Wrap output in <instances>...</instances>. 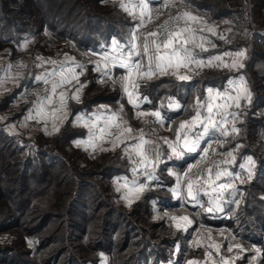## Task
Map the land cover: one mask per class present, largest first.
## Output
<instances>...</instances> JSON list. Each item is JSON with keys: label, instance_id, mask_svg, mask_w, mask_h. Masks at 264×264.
<instances>
[{"label": "trees", "instance_id": "16d2710c", "mask_svg": "<svg viewBox=\"0 0 264 264\" xmlns=\"http://www.w3.org/2000/svg\"><path fill=\"white\" fill-rule=\"evenodd\" d=\"M185 2L213 20L229 17L236 26L239 21H249V2L253 21L260 18L264 8V0ZM133 24L129 14L112 0H0V53L19 54L21 42L32 35L39 39L34 48L41 47L45 53L46 45L40 46V40L48 35L54 43L76 39L86 47L98 48L115 35L128 37ZM250 36L231 44L249 49L241 72L253 91L250 101L243 103L248 116L232 145L240 138L247 140L246 146L237 148V162L252 154L258 165L254 179L240 187L244 190L242 207L231 214L230 223L237 231L243 225L247 238L262 240L260 264H264V113L255 117V108L248 106L252 101L264 107V96L255 94L257 87L264 91V84L255 87L254 83L256 76L264 81V75L256 70V65L264 62V34L255 31ZM88 73L91 84L74 111L91 109L104 100L108 87L100 86L91 68ZM229 75L224 71L204 72L196 74L190 83L165 75L143 88L154 101L162 95H176L191 104L195 91L203 94L202 89H192L191 83L206 86L212 79V83L220 80L223 85ZM82 134L83 130L67 121L57 135L39 133L33 146L18 145L19 137L7 133L0 123V240L11 239L12 243L0 246V264H99L103 257L106 264H151V256L152 264L170 261L177 243H183L192 229L185 233L156 218L151 200L157 195L164 199V193L149 190L133 207H126L119 199L114 177L129 171L128 157L121 150L85 152L72 142ZM164 151L162 144V158ZM163 166L161 160L159 167ZM157 245L169 247V253L154 251Z\"/></svg>", "mask_w": 264, "mask_h": 264}, {"label": "crops", "instance_id": "0c3cea01", "mask_svg": "<svg viewBox=\"0 0 264 264\" xmlns=\"http://www.w3.org/2000/svg\"><path fill=\"white\" fill-rule=\"evenodd\" d=\"M114 1L120 7L122 3L129 6L132 14L126 12L133 20V28L130 35L124 39L115 35L109 42H104L105 44L103 43L98 48L90 49L87 64L71 52L53 56L41 54L34 56L27 74L22 75L13 67L9 69L8 66L12 65L11 55L0 53V105L8 96L14 94L13 98L8 100L9 109L7 112L0 110V123H3V128L7 133L18 136L23 142L41 132L51 136L57 135L62 126L70 121L74 127L83 130L82 135L72 140L73 144L81 150L90 153L121 150L131 160L129 171L114 177V184L117 189L119 188L117 191L123 204L131 208L147 191L156 190L164 194L167 193V195L162 200L160 199L162 195H157L158 197L151 200L154 214L165 216L164 214L168 213L166 217L172 227L174 226L170 219L171 216H188L192 221L187 229V231L192 229L191 235L185 237L183 243L182 241L177 243L170 261L160 264H176V262L188 264V261H197L198 264H223L224 260H227L228 264H237L245 255L248 247L230 236V230H235L230 223L231 214L238 210L241 203L240 195H244V190L240 187L244 185V181H250L255 177L258 165V161L252 154L245 155L238 163V145L231 143L241 128L245 112L242 109L243 103L250 101L253 95L250 81L246 74L241 72L246 65L249 49L247 46L227 45V42L231 41L230 39L236 41L240 36H231L234 28L230 23H224L227 21L226 17L213 20L188 8L179 7L185 3V0L183 2L182 0H150L152 19L149 22L145 15L144 26H141V9L139 7L141 0ZM165 4L169 6L164 7ZM155 6L158 8L155 9ZM164 9L169 10V14H171L169 17L188 11L201 18L202 23L188 25L195 30L194 42H190L185 47L192 52L193 61L202 60L204 66L198 67L196 63L189 62L187 67L169 68L166 73L156 71L154 68V75L151 78L133 74L132 82L128 85V91L132 93V102H130V98L120 82L121 77L128 75V69L121 67L120 64L122 61H127L130 65L138 63L141 65L140 72L148 71L144 59L143 36L145 31L158 26V13ZM255 26L258 29H253L252 32L258 31L264 34V8ZM179 27H185V23L182 22ZM208 28H214L215 34L209 32ZM184 38H187V34ZM26 41L28 47L22 49L21 46ZM36 41L37 38L34 35L24 39L19 45V50L30 54L29 50ZM113 41H117L120 46L116 51L112 50ZM201 43L206 51L197 47ZM174 46L176 49H180L182 40H176ZM164 51L170 50L164 49ZM241 51L245 53L243 57L225 55V53L235 54ZM137 52L139 55L136 54ZM105 55L115 59L105 60L103 59ZM217 55L223 58L222 61H214L213 66L209 67V59ZM38 57L42 59H38ZM234 60L238 62L237 67L224 66V64L231 65ZM239 64H243V67H239ZM89 68L96 74L97 81L107 84L108 89L104 92V100L94 105L93 108L74 111L73 108L84 101L87 89L91 84L88 75ZM69 69L73 71H69ZM220 71L230 73L223 85H220V80L217 81L218 84L212 83V79L206 86H203L201 82L196 86H194V82L191 83L192 89L203 90L202 96L195 91L193 95L195 101L191 104L184 102L176 95H162L154 101V98L143 88L145 82L156 80L165 75H172L180 82L190 83L196 74ZM74 76L76 78H73ZM179 76H186L187 79L181 80ZM37 77H43V79H37ZM241 77L250 93V99L241 95L238 90ZM114 81L116 82L114 83ZM230 81L234 82L231 86ZM132 84H135L136 87H133ZM53 85H56L54 91ZM209 89H212L211 96ZM114 91L119 92L116 95ZM32 92V97H29ZM156 93L158 94V92ZM62 95L63 100H61ZM238 95L240 99L237 102L234 98ZM74 96H78L79 99H73ZM49 101L51 102L49 103ZM237 103L239 107H237ZM175 104H178L179 107H174ZM98 105L101 106L97 107ZM220 105H228V107L221 108ZM209 106L212 107L211 112L208 111ZM157 111L161 115L162 122L150 114ZM197 112L199 113V122L193 124L192 121L196 118ZM139 113H146V115H138ZM29 114L33 117L32 119H26ZM209 118L215 122V127L209 123ZM185 122L188 123V126L181 130L179 126ZM206 126L208 132L205 134ZM233 126L239 131L233 132ZM54 128H59V131H54ZM225 130L229 133L228 135H223ZM157 132L163 133L165 141L174 143L177 150L183 153L180 157L173 155L169 144L164 141L165 155L162 158V163H164L162 169L159 167V163L157 167H154L152 159L148 156V147L155 138L153 134ZM178 133L179 141H177ZM185 135L189 141H197L199 138L196 151L188 152L183 148ZM78 140L88 143L77 146L76 141ZM141 140L148 141L143 145L146 160L135 151ZM228 152H233L235 156V161L232 163H224V161L232 159L227 156ZM249 157L252 158L254 164L247 165ZM241 164H245L246 167L241 168ZM217 165L219 167H216ZM224 170L232 175L217 179L216 172ZM170 172L176 173V175H170ZM150 176L155 178L150 179ZM133 181L136 182V185L144 184L146 187L139 194L138 199L130 197L133 202L129 205L123 198L127 194L128 188L123 185L127 183L128 187L132 188L134 187ZM178 183L179 196L174 195L171 191ZM189 184L192 185L191 196L188 193ZM221 184H232L233 187L221 190L219 187ZM216 200H219L223 211L208 212L207 208L214 207L211 201ZM192 211L198 212L200 220L210 229L194 232L196 218L194 214H191ZM237 244L242 246L243 251L235 247H233V251H228L230 246ZM262 244V240L247 239V245L253 249L248 253L253 256V259L255 258V264H260L263 256ZM214 245L219 246V251ZM223 248L226 252H223ZM255 249H260V253L257 254ZM188 253H191L190 257L187 256ZM178 254H181V257L178 258Z\"/></svg>", "mask_w": 264, "mask_h": 264}, {"label": "snow or ice", "instance_id": "6c2138e0", "mask_svg": "<svg viewBox=\"0 0 264 264\" xmlns=\"http://www.w3.org/2000/svg\"><path fill=\"white\" fill-rule=\"evenodd\" d=\"M149 2L150 0H141V3L139 5L140 7V16H141V26H144L145 21H144V17L145 15H147L148 21L151 22V9L149 7ZM183 2V0H182ZM168 4H165L164 7H168ZM121 7L125 10L128 11L129 14H132V12L129 9V6L126 4H121ZM136 7V6H133ZM172 21L174 24L178 25L179 22L183 21L185 23V27H177L176 30H172V31H168V21H165V23L163 25H161V29L165 30V35H164V39L162 42H157V39L160 35V33L153 31L148 33V35L145 37V42L143 45V49H144V53L147 54L149 51V37H152L153 39L151 40V45L154 47L155 49V55L153 56H149L148 57V71L147 72H140L139 69L141 68L140 64H135V65H130L127 61H122L120 66L127 68L128 69V75L121 77L120 78V82L122 83V86L124 87L125 92L128 94L129 98H130V102L131 101V97H132V93L128 91V85L129 83H131V78L133 76V74L139 75V76H146L148 78H151L152 75H154L153 69H152V61L153 59H155L156 64H155V69L156 71H159L161 73H166L167 70L169 68H176L179 69L180 67H187L189 62H194L197 64L198 67H203L204 66V61L202 60H195L193 61L192 59V52L189 51V49L187 47H185V45L189 44L190 42H194V29L190 26H188L190 23H202L201 18L198 16L193 15L191 12L188 11H183L178 13L175 17L172 18ZM209 32H212L213 34H215V29L214 28H208L207 29ZM185 34H187V38H184ZM135 38V37H134ZM221 39H223V37H221ZM176 40H182V46L180 49H176L174 46V42ZM22 49L27 48L28 47V42L26 41L22 46ZM119 43L117 41H113L112 42V50L116 51L119 48ZM133 47H135V45H133ZM197 47L201 48V50L206 51V49L204 48V45L198 44ZM165 49V50H170V51H164L161 52V49ZM181 53H183V55H181ZM137 55H139V52L136 53ZM225 55H235L236 57H243L245 55L244 52H236L235 54H231V53H225ZM38 59H42L40 57H38ZM103 59L105 60H114V57H111L109 55H105L103 57ZM222 57L221 56H213L209 59L208 61V66L211 67L213 66V62L214 61H222ZM238 62L237 61H233V63L231 65H227L224 64L225 67H237ZM9 69H11L12 65L8 66ZM105 67H107V65H105ZM239 67H243V64H239ZM97 70H99V67H97ZM69 71H73L72 69H69ZM73 78H76L75 76ZM37 79H43V77H37ZM179 79L184 80L187 79L186 76H179ZM116 81H114L115 83ZM233 81H230L229 84L230 86L233 84ZM133 87H136L135 84H132ZM56 85H53V91L55 90ZM238 90L240 92L241 95H244L246 98L250 99V93L247 90L246 84L243 81V78L241 77L240 82L238 84ZM209 95H212V89H209ZM219 95V94H217ZM64 97L63 95L61 96V100H63ZM73 99L78 100L79 97L78 96H74ZM231 99V97H230ZM237 102L240 99V96L238 95L237 97L234 98ZM51 101H49L50 103ZM174 107H179L178 104L173 105ZM219 107L221 108H227L228 105H220ZM237 107H239V104L237 103ZM41 112L43 111L42 109L40 110ZM208 111L211 112L212 111V107L209 106ZM40 113L38 112V115ZM152 116H155L158 120H161V115L160 113L157 112H152L150 113ZM138 115H146V113H139ZM33 117L31 116V114H29V116L26 119H32ZM78 119H81L78 117ZM162 122V120H161ZM197 122H199V113L197 112V116L196 118L192 121L193 124H196ZM209 123H211L212 127H215V122L211 120V118H209ZM86 126V125H85ZM188 126V123H181L180 124V129L183 130ZM54 131H59V128H54ZM128 131H131V129H128ZM233 132H238L239 130L237 128H235V126H233L232 128ZM205 134L208 132V127L206 126L204 129ZM229 133L227 132V130H225L223 132V135H228ZM197 141H189L187 136L185 135L184 138V143H183V148H185L188 152H194L196 151V144L198 142ZM180 140V136L179 133L177 134V141ZM166 143L169 144V147L171 148V151L173 153V155L180 157L183 155L182 152L177 150V146L174 143H169L167 140L165 141ZM88 142L85 141H76L77 146H80L81 144H85ZM148 143V141H144L141 140V143L138 144L135 148V151L137 152L138 155H141L145 160L147 159V157L144 155V150H143V145ZM227 156L231 157V161H224V163H232L235 161V156L233 155V152H228ZM254 164V161L252 160L251 157L248 158L247 160V165H252ZM216 167H219V165H217ZM241 168H245L246 165L245 164H241L240 165ZM170 175H176V173L170 172ZM216 178L219 179L222 176H231L232 173L228 172L227 170L224 171H217L216 172ZM150 179H154V176H150ZM239 178V177H237ZM134 187L129 188L128 184L125 183L123 185V187L128 188V192L127 194L123 197L127 203L129 205H131V203L133 202V199L130 197H134L136 199L139 198V194L143 192V190L145 189L146 185L144 184H139L136 185V182L133 181L132 182ZM220 189H227V188H232L233 185L232 184H221L219 185ZM119 191V188L117 189ZM171 191L173 192L174 195L179 196V183L177 184V186L173 189H171ZM188 193L191 196L192 195V185L189 184L188 185ZM207 194V193H206ZM193 199H195V196H193ZM197 203H199V201H197ZM211 203L214 205V207H209L206 210L208 212H212V211H223V207L220 204L219 200L216 201H211ZM165 216L168 215V213L164 214ZM170 219L173 221V226L177 229V230H183V231H187L188 226L191 225L192 221L189 219L188 216H171ZM214 247H216L217 251H219V246L218 245H214ZM233 247L240 249L241 251H243V248L241 245L237 244L234 246H230L228 248V251L231 252L233 251ZM255 251L257 252V254L260 253V249H255ZM255 259V258H254ZM104 260L106 261V258H104ZM188 264H198L197 261H188ZM223 264H228L227 260L223 261Z\"/></svg>", "mask_w": 264, "mask_h": 264}, {"label": "rangeland", "instance_id": "374dc122", "mask_svg": "<svg viewBox=\"0 0 264 264\" xmlns=\"http://www.w3.org/2000/svg\"><path fill=\"white\" fill-rule=\"evenodd\" d=\"M112 2L113 3H115L116 4V2L114 1V0H112ZM157 6H155V9H157L156 8ZM179 7H181V8H188L189 10H192V7H191V5H190V3H187V2H185L183 5H181V6H179ZM193 11V10H192ZM262 11H263V8L260 10V15L262 14ZM160 13H158V15H159V19H157L159 22H158V26H155L156 28L155 29H152V30H148V31H145V33H147V32H150V31H154V30H156V29H158L159 28V26L163 23V22H165V21H167V20H169L170 18H173V17H175V16H172V17H169V15H171V14H169V10H167V9H164L162 12H161V10L159 11ZM249 14V15H248ZM247 15H248V19H249V21L247 22V21H241V24H240V21L239 22H237V26L235 25L236 24V22H234V20H231L229 17H226V22H224V23H230L232 26H233V32H232V34H231V36H240L238 39H240V41L241 40H247V39H249L251 36V33H252V31H253V29L254 30H256V29H258V28H256V26H255V23L259 20V19H257L256 21H253L252 19H251V15H250V2H249V12L247 13ZM207 17V16H206ZM209 18V17H208ZM209 19H211V18H209ZM227 25V24H226ZM130 28V27H129ZM144 33V34H145ZM51 35V34H50ZM231 36H230V38H231ZM38 40L39 39H37V41H36V43L35 44H33L32 46H31V48H30V54H26V53H23L22 51H20V53L19 54H17V55H15V56H13V55H11V58H12V63H15V62H23L25 65H26V69L25 70H23V71H17V72H19L20 74H22V75H25V74H27V71H28V69H29V67H30V63H32V60H33V58H34V56H37V55H41V54H43V55H51V56H53V55H59V54H61V53H63V52H71V53H73V54H75L80 60H82L85 64H87V62H88V59H89V54H90V52H89V50L90 49H92V47H86V46H84V45H82V44H80L76 39H69L68 41H64V42H59V43H57V42H53V40L51 39V36H47V38L44 40V39H42V40H40V46H45L46 45V50L48 51V52H42L43 50H42V48L41 47H39L38 49H35L34 48V45H36L37 44V42H38ZM57 40V39H56ZM231 41H228L227 42V45L228 46H231V44H232V42H233V40L232 39H230ZM237 41V40H236ZM224 43H226V42H224ZM223 43V44H224ZM256 70L258 71V73H260L261 74V76H263L264 75V62H261V63H258L257 65H256ZM21 72H24V73H21ZM260 74H259V76H260ZM260 77H258V76H256L255 77V80H254V83H255V87H257V86H259V85H261V84H264V81H262L261 79H259ZM150 81H152V80H150ZM150 81H147V82H145V84L144 85H146V83L148 84ZM163 85H166V84H163ZM101 87H103V88H105V87H108L107 86V84H102V85H100ZM149 87V90H150V86H148ZM152 87H153V85H152ZM159 87H161V86H159ZM156 88H157V86H156ZM155 88H152V90H154ZM257 93H255L256 95L257 94H260V97H263L264 95H263V90H261V87H257L256 88V90H255ZM263 91V92H262ZM262 94V95H261ZM32 95H33V92L32 93H30V95H29V97H32ZM9 97V96H8ZM28 97V98H29ZM159 98V97H158ZM7 101V102H6ZM262 101V100H261ZM248 102V101H247ZM264 102V100L262 101V103ZM258 104H260V103H258ZM258 104H256V105H254L253 104V102L251 101V103L248 105L249 106V109L250 110H252V108L254 107L255 108V112L253 113V116H255V117H257L259 114H261V113H264V107H262V106H258ZM254 105V106H253ZM7 109H9V104H8V99L7 100H5L4 102H1V105H0V110H3V112H7ZM244 116H243V121H242V124L241 125H243V123L245 122V119H246V117L248 116V113L246 112V110H245V112H244V114H243ZM9 119V118H8ZM2 125H3V123H2ZM42 133V132H41ZM239 133H240V131H239ZM238 133V134H239ZM39 133H37V134H35L30 140H28V141H26V140H24L23 142L20 140V139H17V144L18 145H30V146H33V140H35L36 139V136L38 135ZM163 133H154L153 135H154V139H153V141H158L159 142V144H160V154H159V164L161 163V160H162V156H161V149H162V144H164L165 142V137H163V135H162ZM237 134V135H238ZM241 137H244V136H241ZM240 138V137H239ZM264 139V138H263ZM37 140V139H36ZM152 141V142H153ZM243 141H245V143H243ZM152 142H151V144L149 145V147H148V156L150 157V152H151V145H152ZM233 142V139L231 140V143ZM240 143V144H239ZM246 144H247V140H242L241 138L237 141V145H238V147H244V146H246ZM114 151H116V150H114ZM129 159V158H128ZM129 161L131 162V160L129 159ZM254 179V178H253ZM252 179V180H253ZM246 181H249V180H246ZM246 181H244V183H246ZM251 181V180H250ZM35 186H33V188H34ZM156 191V190H155ZM156 193H161V192H157L156 191ZM165 195H167V193H165ZM241 197H240V200H241V203H240V205H239V207H238V210L242 207V198H243V195L241 194L240 195ZM119 199H120V197H119ZM45 200L47 201L48 200V198L47 197H45ZM120 201H121V199H120ZM122 202V201H121ZM239 202V201H238ZM123 203V202H122ZM237 204H239V203H237ZM193 213H191V214H194L195 215V220H196V229L194 230V232H197L198 230H200L201 232H202V230L203 229H210V227H208L206 224H204L201 220H200V218H199V215H198V212H196V211H192ZM156 218H158V219H160V220H162L163 222H165L166 224H170V221L168 222V220H167V217L166 216H157ZM199 226H198V225ZM239 227V231H237V230H230V232H229V234H230V236L233 238V239H236V241H238V242H241L242 244H244L245 246H247L248 248H247V251L245 252V255H243V257H242V259L241 260H239V262L237 263V264H255V260L253 259V256L251 255L250 256V254L248 253V252H250V250H253V249H251V247H249L248 245H247V237L243 234V232H242V230L244 229V226L243 225H241V226H238ZM176 229V228H175ZM182 231V230H181ZM184 232V231H183ZM242 232V233H241ZM200 233V232H199ZM198 234V233H197ZM3 241V240H2ZM12 243H11V239L10 240H7L6 242H1V240H0V246H2V245H11ZM29 245L32 247L33 246V241H32V238L30 237V239H29ZM167 246H160V245H157V246H155L153 249H154V251H158V252H160V253H162V255H163V253H169V247L168 248H166ZM223 250V252H226V251H224L225 249L223 248L222 249ZM247 253V254H246ZM249 254V255H248ZM187 256L188 257H190L191 256V253H188L187 254ZM179 257H181V254H178V258ZM103 258H105V257H103ZM150 259L151 260H148V262L149 263H151L152 264V262H153V260H154V256L152 257H150ZM99 264H106V261L104 260V259H102L101 261H100V263Z\"/></svg>", "mask_w": 264, "mask_h": 264}, {"label": "built area", "instance_id": "2783aa9c", "mask_svg": "<svg viewBox=\"0 0 264 264\" xmlns=\"http://www.w3.org/2000/svg\"><path fill=\"white\" fill-rule=\"evenodd\" d=\"M169 22L168 24V28L167 30L168 31H172V30H175L177 27H179L181 25V22H179L178 25L174 24L173 21H172V18H170L169 20H167ZM165 22H163L161 25H163ZM160 25V26H161ZM159 26L158 29L154 30L158 33H160L158 39H157V42H162L163 39H164V35H165V30H162L161 27ZM150 32H153V31H150ZM150 32H147L144 34L143 36V45H144V42H145V37L148 35V33ZM149 51L147 54L144 53V59H145V65L148 67V57L149 56H153L155 55V49L154 47L151 45V40L153 39L152 37H149ZM163 48L161 49V52H163ZM144 51V49H143ZM155 64H156V61L155 59H153L152 61V69L155 68ZM12 67L14 70L16 71H23L26 69V65L23 63V62H15V63H12ZM159 154H160V144L158 141H153L152 142V145H151V152H150V158L152 159L153 161V165L154 167H157L158 163H159Z\"/></svg>", "mask_w": 264, "mask_h": 264}]
</instances>
